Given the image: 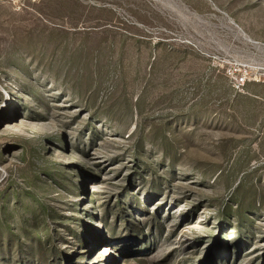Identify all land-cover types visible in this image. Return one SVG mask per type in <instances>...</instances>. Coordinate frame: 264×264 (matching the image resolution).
Masks as SVG:
<instances>
[{
  "label": "rangeland",
  "instance_id": "rangeland-1",
  "mask_svg": "<svg viewBox=\"0 0 264 264\" xmlns=\"http://www.w3.org/2000/svg\"><path fill=\"white\" fill-rule=\"evenodd\" d=\"M245 67L264 0H0V264H264Z\"/></svg>",
  "mask_w": 264,
  "mask_h": 264
},
{
  "label": "built area",
  "instance_id": "built-area-1",
  "mask_svg": "<svg viewBox=\"0 0 264 264\" xmlns=\"http://www.w3.org/2000/svg\"><path fill=\"white\" fill-rule=\"evenodd\" d=\"M229 74H234V78H233V88L237 91L240 92L244 86L246 85V83L248 81H255L257 83H262L264 84V78L258 80L257 78L251 79V74H253V71L250 70V68L245 67L243 70L240 69L239 72L236 73H229ZM250 78V79H249Z\"/></svg>",
  "mask_w": 264,
  "mask_h": 264
}]
</instances>
